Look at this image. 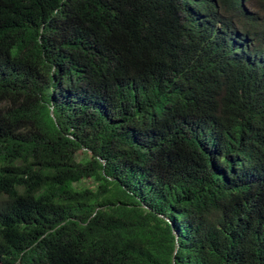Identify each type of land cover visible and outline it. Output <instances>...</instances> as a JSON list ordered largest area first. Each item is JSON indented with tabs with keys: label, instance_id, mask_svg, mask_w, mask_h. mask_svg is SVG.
I'll return each instance as SVG.
<instances>
[{
	"label": "trees",
	"instance_id": "obj_1",
	"mask_svg": "<svg viewBox=\"0 0 264 264\" xmlns=\"http://www.w3.org/2000/svg\"><path fill=\"white\" fill-rule=\"evenodd\" d=\"M0 264H264V0H0Z\"/></svg>",
	"mask_w": 264,
	"mask_h": 264
}]
</instances>
